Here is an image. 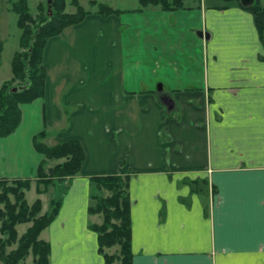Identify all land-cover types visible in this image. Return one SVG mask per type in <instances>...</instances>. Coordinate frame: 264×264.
I'll return each instance as SVG.
<instances>
[{
    "label": "crops",
    "instance_id": "0c3cea01",
    "mask_svg": "<svg viewBox=\"0 0 264 264\" xmlns=\"http://www.w3.org/2000/svg\"><path fill=\"white\" fill-rule=\"evenodd\" d=\"M188 1L94 12L48 39L43 95L20 105V125L0 138V179H31L25 199L34 190L43 214L62 185L36 193L44 158L33 137L82 145L81 171L40 235L49 264H105L88 228L102 220L87 213L88 179L125 173L133 264H264V46L239 0ZM197 178L216 190L208 217L182 184Z\"/></svg>",
    "mask_w": 264,
    "mask_h": 264
},
{
    "label": "trees",
    "instance_id": "16d2710c",
    "mask_svg": "<svg viewBox=\"0 0 264 264\" xmlns=\"http://www.w3.org/2000/svg\"><path fill=\"white\" fill-rule=\"evenodd\" d=\"M75 7L74 12L67 13L66 0H52V16L47 14V2L37 5V14L33 17L29 13L26 0L12 2L11 11L17 16L16 27L20 31L19 49L13 54L10 61L11 79L0 84V138L14 133L21 121L20 105L31 103L42 97L44 84L47 77L42 62L44 48L48 39L58 36L65 28L80 23L86 16L93 12L86 11L79 5L78 0H70ZM187 0H137L138 8L132 10L142 13L144 9L159 8L162 11H178L185 9ZM240 2V1H239ZM91 7H95L97 14L102 17L126 13L124 10H115L98 0H90ZM241 5V4H240ZM242 6V5H241ZM254 20L255 29L264 46V6L254 0L248 7L242 6ZM37 24V25H35ZM35 26V27H34ZM0 43V58L2 54ZM264 62V55L260 57ZM1 65V64H0ZM17 82L16 86L13 83ZM13 87H21L19 91L12 92ZM45 131L39 132L33 137L32 144L35 150L43 155L44 160L37 168L36 193L40 194V187L53 185L56 181L62 185V194L57 199L49 202V210L41 214L40 199L34 200L30 205L25 199V192L30 189L31 179H0V263L18 264L25 258L29 251L34 257L33 264H49V243L39 239L40 234L54 220L61 207V200L66 189L67 179L76 177L84 163L85 156L82 145L77 139L68 140L62 144L48 146L44 143ZM58 161L53 167H46L47 162ZM130 173L105 174L91 176L90 180V205L88 215H101L102 222L99 225L91 224L89 229L96 233L97 251L103 256L105 264H133L131 250V226H130V198L128 185ZM182 184L191 188V193L202 199L204 216L208 217L209 194H215L216 190L210 188L208 181L185 179ZM107 191L108 195L99 193ZM10 196L13 197L11 201ZM186 204L187 199H181ZM22 223H30L26 232L17 238L15 227ZM17 244V248L8 255L5 254L8 246ZM118 246V254L108 255L104 248Z\"/></svg>",
    "mask_w": 264,
    "mask_h": 264
},
{
    "label": "rangeland",
    "instance_id": "374dc122",
    "mask_svg": "<svg viewBox=\"0 0 264 264\" xmlns=\"http://www.w3.org/2000/svg\"><path fill=\"white\" fill-rule=\"evenodd\" d=\"M15 1L16 0H0V43L2 44V51H1L2 54H1V58H0V64H1L0 65V83L5 81V80H8L12 76L11 75L10 61L12 59L13 54L19 49V47H18L19 39L18 38L20 36V31H19L18 27H16L17 16H15V14L11 11V7H12L11 3L15 2ZM26 1L28 3V6H29V13L31 15H33V17L36 16L35 14H37V5L39 3L46 4V0H26ZM66 1H67L66 12L67 13L74 12L75 7L70 4L71 1L70 0H66ZM78 1H79V5L81 7H83L84 10L90 11L93 13L96 10L95 7L93 8L90 6V4H89L90 0H78ZM98 2L102 3V4L107 3L108 5H111L112 7L116 8V9H121L124 11L130 10L132 8L139 6L137 0H98ZM189 2L191 5L195 2H198V0H189L188 3ZM205 3L207 5H211L213 3L221 4V3H224V1H222V0H205ZM126 12H128V11H126ZM35 25H37V24H35ZM16 85H17V82L13 83V86H16ZM53 162H54V160H52L50 162V164H52ZM47 194L48 195L46 196V198L57 199L61 196L62 193L59 190L56 194L55 193L53 194L51 191H49ZM99 194L101 196L102 195L106 196V195H108V192L102 191ZM10 199H11V201H13L12 196H10ZM34 199H35L34 190H31V192L28 195L29 204ZM45 206H46V209L48 211L50 209L48 202H45ZM0 207L3 208L2 206H0ZM41 214H42V211H41ZM93 215H97V214H93ZM101 219H102V216H101ZM101 222H102V220H101ZM0 224H1V220H0ZM99 224H101V223H99ZM99 224H95V225H99ZM30 226H31L30 223H22V224L17 225L15 227V231H17V238L19 239L20 236L22 234H24L26 232V229ZM0 238H3L1 236V234H0ZM39 239H40V236H39ZM97 247H98V245H97ZM16 248H17V244L8 246V248H6L5 254L8 255L9 252L15 250ZM103 251L108 255H116L119 252L118 246H115L112 248H104ZM33 260H34V257L31 254V252L29 251L28 255L25 258L21 259V261L18 264H33ZM115 264H118V263H115Z\"/></svg>",
    "mask_w": 264,
    "mask_h": 264
},
{
    "label": "water",
    "instance_id": "95a60500",
    "mask_svg": "<svg viewBox=\"0 0 264 264\" xmlns=\"http://www.w3.org/2000/svg\"><path fill=\"white\" fill-rule=\"evenodd\" d=\"M239 1H240V4L242 6L248 7L250 4L253 3L254 0H239ZM46 2H47V14L49 17H51L52 16V3L53 2H52V0H46ZM199 36L201 38H203V37L208 38V34L204 33V32L199 33ZM20 89H21V87H13L12 92L19 91ZM157 89L160 90L161 86L159 85Z\"/></svg>",
    "mask_w": 264,
    "mask_h": 264
}]
</instances>
